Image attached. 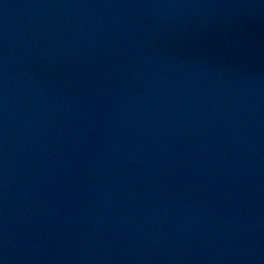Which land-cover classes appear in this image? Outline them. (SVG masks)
<instances>
[{
  "label": "water",
  "instance_id": "95a60500",
  "mask_svg": "<svg viewBox=\"0 0 264 264\" xmlns=\"http://www.w3.org/2000/svg\"><path fill=\"white\" fill-rule=\"evenodd\" d=\"M0 264H264V0H0Z\"/></svg>",
  "mask_w": 264,
  "mask_h": 264
}]
</instances>
